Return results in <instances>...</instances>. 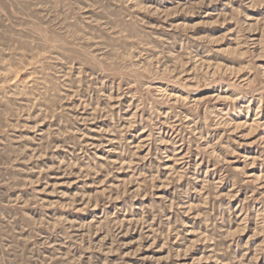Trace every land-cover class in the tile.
I'll list each match as a JSON object with an SVG mask.
<instances>
[{
	"label": "rangeland",
	"instance_id": "374dc122",
	"mask_svg": "<svg viewBox=\"0 0 264 264\" xmlns=\"http://www.w3.org/2000/svg\"><path fill=\"white\" fill-rule=\"evenodd\" d=\"M0 264H264V0H0Z\"/></svg>",
	"mask_w": 264,
	"mask_h": 264
}]
</instances>
